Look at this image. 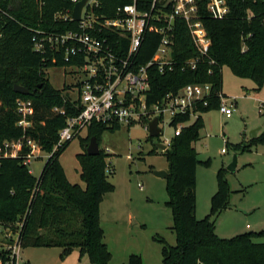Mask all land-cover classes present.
Masks as SVG:
<instances>
[{
  "label": "trees",
  "instance_id": "obj_1",
  "mask_svg": "<svg viewBox=\"0 0 264 264\" xmlns=\"http://www.w3.org/2000/svg\"><path fill=\"white\" fill-rule=\"evenodd\" d=\"M97 13L105 18L118 14V7L133 0H98ZM144 11L152 0H136ZM200 19L207 37L211 40L209 52L199 57L195 69L182 68V64L198 56V49L187 22L174 20L172 69L161 72L158 66L149 68L151 88L149 102L161 99L167 92L176 91L189 83H211L214 90H223V67L228 66L239 77L256 82L261 90L264 81V0H226L230 13L217 19L207 9L208 0H197ZM72 0H0V144L17 140L24 134L36 140L46 152H51L58 141L59 131L70 116L81 111L67 88L57 89L46 77V70L54 66H67L61 54L35 50L34 38L38 31L65 32L75 29L79 22L70 19ZM66 16L67 19L65 18ZM161 35L147 32L141 45L139 61L146 63L155 53ZM15 84L30 90L29 94L16 92ZM69 88V87H68ZM70 89V88H69ZM19 98L30 99L34 115L32 125L24 129L18 124L21 118L17 108ZM62 109L55 110V108ZM217 109V100L201 107L202 114L180 135L173 136L163 150L169 166L167 178V205L173 217L174 245L158 235L162 246L163 264H264V229L245 232L230 238L216 233L215 217L229 207V194L221 173L218 189L211 197L210 213L202 219L196 216V170L200 163L194 143L200 138L205 125L203 114ZM183 116L173 121L188 120ZM135 123V122H134ZM131 123V124H134ZM129 124V125H131ZM145 125V123H142ZM121 124L93 123L87 135L81 138L84 151L78 154L81 177L85 188L72 183L66 175L60 156L67 145L53 153L39 175H33L23 158L0 159V228L8 244L13 239L6 231L18 232V242L27 246H59L62 256L75 248L87 254L91 264H110L113 255L104 241L100 205L105 195L114 190L109 180L113 169L108 165L107 154L100 148L98 155H90L86 147L95 136ZM154 143L150 155L159 150V136H148ZM214 217V218H212ZM0 248V264H9L10 250ZM127 264H143L140 254L132 253Z\"/></svg>",
  "mask_w": 264,
  "mask_h": 264
},
{
  "label": "rangeland",
  "instance_id": "obj_2",
  "mask_svg": "<svg viewBox=\"0 0 264 264\" xmlns=\"http://www.w3.org/2000/svg\"><path fill=\"white\" fill-rule=\"evenodd\" d=\"M71 69L54 66L45 73L55 88H67L75 98V85L83 75ZM223 91L237 102L232 116L226 117L217 109L203 114L205 125L194 143L200 160L196 170V216L202 219L210 213L211 197L218 189L221 173L232 192L229 207L215 217L216 233L230 238L264 229V111L260 112L264 81L261 90H256L254 80L236 76L224 66ZM161 127V139H171L174 127L168 118ZM87 133L84 129L73 138L60 156L67 178L83 188L86 184L78 154L84 151L81 138ZM148 136V128L137 122L122 124L114 131L107 129L99 140L114 170L109 173L114 190L100 205L104 241L113 255L110 264H127L132 253L140 254L143 264H163L162 246L156 237L161 235L168 243H176L172 212L166 203L167 178L154 173L168 172L169 162L161 149L149 154L154 143ZM46 161L45 156L33 159L29 166L33 175L39 177ZM257 241L264 242V237ZM7 244L5 232L0 231V248ZM62 251L59 246H27L21 248L20 257L28 264H91L89 256L78 248L68 256H62Z\"/></svg>",
  "mask_w": 264,
  "mask_h": 264
},
{
  "label": "built area",
  "instance_id": "obj_3",
  "mask_svg": "<svg viewBox=\"0 0 264 264\" xmlns=\"http://www.w3.org/2000/svg\"><path fill=\"white\" fill-rule=\"evenodd\" d=\"M79 1L72 0L73 8ZM99 5L98 0H87L81 18L76 20L79 22L77 28L65 32L38 31L34 38L35 50L52 52L54 61L55 53L63 55L65 61H72L67 67H71L73 73L83 75L75 85L77 95L74 98L81 111L67 118L51 152L44 151L36 140L24 134L17 140L0 144V159L22 157L23 163L29 167L33 159L49 158L93 123L112 126L144 122L148 128L149 122L158 118L162 132L161 124L168 118L174 127L173 136H177L191 124L192 118L197 119L202 114L201 107L209 106L213 99L217 100V110L226 117L232 116L237 105L235 98L223 90H214L211 83H189L167 92L157 101L149 102L148 99L151 88L149 68L156 65L163 72L175 65L173 30L176 18L187 22L198 49V56L186 60L182 68L195 69L199 57L209 52L211 40L204 31L197 0H152L149 9L144 11L133 0L119 6L117 16L113 18L100 16L97 13ZM207 9L217 19L230 13L226 0H208ZM72 12L73 9L70 19L74 20ZM149 31L158 32L161 38L152 58L142 63L139 61L141 45ZM16 104L21 115L18 124L25 131L32 125L33 104L30 99L23 98H19ZM55 110L63 112L57 107ZM263 111L264 103H261L260 112ZM186 115L188 120L173 124L175 119ZM161 142L167 147L171 139ZM6 235L13 239L7 247L10 250L9 264H28L20 257L18 232L7 230Z\"/></svg>",
  "mask_w": 264,
  "mask_h": 264
},
{
  "label": "water",
  "instance_id": "obj_4",
  "mask_svg": "<svg viewBox=\"0 0 264 264\" xmlns=\"http://www.w3.org/2000/svg\"><path fill=\"white\" fill-rule=\"evenodd\" d=\"M86 2H87V0H80L79 2H77L75 4V6L73 8V12H72V18L74 20H79L81 18L82 8L86 4ZM14 89L16 92H19L22 94H29L30 93V90L28 88H26L20 84H15ZM148 131H149V135L154 136V137L159 136L161 134V128L158 125V118H154L153 120H151L149 122ZM254 135H255V132H253V136ZM156 145L161 150L166 149V145L163 144L162 142H157ZM86 151L90 155H98L100 153L99 142L95 136H93L90 139V142L86 147ZM154 173H155V175H157L159 177H166L168 174V172L166 170H155Z\"/></svg>",
  "mask_w": 264,
  "mask_h": 264
},
{
  "label": "crops",
  "instance_id": "obj_5",
  "mask_svg": "<svg viewBox=\"0 0 264 264\" xmlns=\"http://www.w3.org/2000/svg\"><path fill=\"white\" fill-rule=\"evenodd\" d=\"M212 111V110H211ZM210 112V111H209ZM208 113V112H207ZM205 114V113H204ZM204 118V117H203ZM204 122H205V120H204ZM248 226V225H247Z\"/></svg>",
  "mask_w": 264,
  "mask_h": 264
}]
</instances>
